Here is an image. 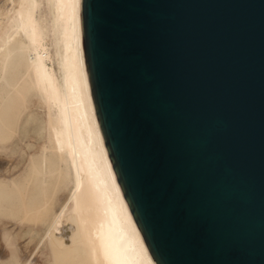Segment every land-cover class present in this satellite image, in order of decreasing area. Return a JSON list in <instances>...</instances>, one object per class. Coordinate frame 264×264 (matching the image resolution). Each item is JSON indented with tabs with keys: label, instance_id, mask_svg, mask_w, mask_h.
<instances>
[{
	"label": "water",
	"instance_id": "1",
	"mask_svg": "<svg viewBox=\"0 0 264 264\" xmlns=\"http://www.w3.org/2000/svg\"><path fill=\"white\" fill-rule=\"evenodd\" d=\"M96 115L156 264H264V0H81Z\"/></svg>",
	"mask_w": 264,
	"mask_h": 264
},
{
	"label": "bare ground",
	"instance_id": "2",
	"mask_svg": "<svg viewBox=\"0 0 264 264\" xmlns=\"http://www.w3.org/2000/svg\"><path fill=\"white\" fill-rule=\"evenodd\" d=\"M2 1L0 212H15L21 221L0 226L11 239L0 258L5 264H156L96 115L81 0Z\"/></svg>",
	"mask_w": 264,
	"mask_h": 264
},
{
	"label": "rangeland",
	"instance_id": "3",
	"mask_svg": "<svg viewBox=\"0 0 264 264\" xmlns=\"http://www.w3.org/2000/svg\"><path fill=\"white\" fill-rule=\"evenodd\" d=\"M4 1L5 0H3L2 2H4ZM49 183H50V187L48 189V193L51 194V192H52V179H49ZM27 220H28V218L25 219L24 221H27ZM20 221H21L20 216L18 214H16L15 212L5 213V214L0 212V226L6 225V224L7 225H13V224L16 225ZM26 223H28V222H26ZM10 240L6 241V239L3 237V232L0 231V250H3L6 247V242L8 243V241H10ZM9 254H10V252L8 251V248H7L6 256ZM7 262L8 261H6L5 258H3V259L0 258V264H5Z\"/></svg>",
	"mask_w": 264,
	"mask_h": 264
}]
</instances>
